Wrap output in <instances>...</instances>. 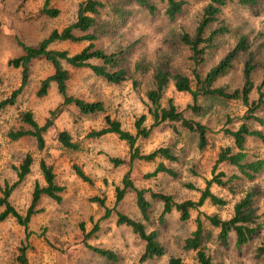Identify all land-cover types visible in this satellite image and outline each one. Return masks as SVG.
<instances>
[{
  "label": "rangeland",
  "instance_id": "obj_1",
  "mask_svg": "<svg viewBox=\"0 0 264 264\" xmlns=\"http://www.w3.org/2000/svg\"><path fill=\"white\" fill-rule=\"evenodd\" d=\"M80 1L82 0H52L50 6L57 8L59 13L56 17H46L39 12L43 0H0V100L9 96L20 83V69L7 66V60L19 53L17 39L26 44H35L53 28L61 29L68 25L75 20ZM227 1L220 16L230 32L218 37L214 46L204 55L203 62L196 69L202 76L226 54L241 34L246 36L255 58L264 59V2L257 8L250 9L240 5L237 0ZM155 2L157 10L154 14L143 8L130 6L132 14L116 34L94 41L96 47L107 52L128 47L126 67L130 76L127 80L111 84L94 75L88 68H72L64 63L69 75V94L86 101H101L104 113L82 115L75 107L69 106L68 110L55 119L54 126L44 133L45 146L42 150L37 149L34 138L30 136L10 140L8 131L22 125L19 120L21 111H31L35 120L42 124L49 110L60 102L54 85L50 86L45 96L36 95L40 81L53 72L50 63L44 59L32 62L28 85L12 106L0 110V187L16 180L14 167L18 166L25 154L29 153L33 159L30 173L10 194L9 201L14 208L24 214L31 202L35 182L44 184L39 169L41 159L52 167L55 181L64 188L59 203L47 196L41 197L36 206L40 211L31 217L28 233L12 217L0 221V264H21L18 259L21 248H25L27 264H168L170 257H180L187 264H197L195 252L185 251L183 242L195 229L198 213L228 218L232 214L234 202L248 190L259 192L256 201L260 214L257 219L258 234L240 248L234 245L232 234L226 245L211 239L207 244V251L212 264H264L263 256L257 254V247L264 239V216L261 214L264 209V170L254 181L235 180L225 187L212 184L210 190L224 198L226 204L217 206L205 202L197 210L190 211V217L186 221H181L179 213L173 210L163 222H159L162 202L152 198L149 192L171 194L175 201L198 199L200 192L196 188L203 189L205 181L212 177L219 148L233 144L224 129H236L240 123L246 122L253 129L264 130V125L244 118L246 108L240 100L199 97L198 102L203 109L194 113L188 108L192 104L191 95L176 90L172 81L168 83L161 96L162 106H167L168 100L172 99L184 116L208 127V144L203 149L198 148L195 133L172 122L154 127L147 139L139 141L143 153L160 146L170 147L178 159L176 162L163 161L176 171V176L159 173L151 178H143V174L154 169L158 159L149 163H130L128 146L116 135L86 137L89 130L99 129L104 125V114L119 120L122 127L131 132L134 131L135 119L141 114L146 115L144 123L147 126L151 124L146 92L151 88L152 69L160 60L166 61L171 70H178L193 78L194 63L190 51L187 46L177 42L176 34L183 31L193 33L208 0H188L183 11L173 21L168 20L164 14L166 3L162 0ZM87 44V41H64L51 44V48L65 49L73 54ZM244 59V55L238 56L232 67L214 81V86H223L229 90L240 87ZM136 63L147 65L148 70L134 71ZM260 79L261 71L255 72L254 84L258 85ZM257 96L254 89L250 99L255 100ZM257 115L264 117V109L258 111ZM61 130L67 131L73 141L79 142V150H68L58 142L56 134ZM246 144L249 155L264 158L263 148L257 139L250 137ZM112 157L123 159L124 162L115 166L110 161ZM74 165L79 166L92 179V184L82 181L74 173ZM128 170L132 174L134 185L149 190L145 196L151 205V216L144 224L147 230H157L158 239L164 247L163 256L143 262L139 258L144 242L129 227L118 225L112 210L115 205L114 189L121 184V178ZM218 171L230 175L234 168L222 163L218 165L216 172ZM187 184L195 188H189ZM94 196L102 197L105 206L111 209L108 217L103 218L104 207L91 201ZM116 209L141 220L131 191L124 195ZM216 232L214 230L213 235ZM86 243L111 249L115 252L116 259L108 260L97 255L86 247Z\"/></svg>",
  "mask_w": 264,
  "mask_h": 264
},
{
  "label": "trees",
  "instance_id": "obj_2",
  "mask_svg": "<svg viewBox=\"0 0 264 264\" xmlns=\"http://www.w3.org/2000/svg\"><path fill=\"white\" fill-rule=\"evenodd\" d=\"M26 0H21L24 2ZM52 0H43L40 13L46 17H56L59 13L57 8L51 7ZM166 3L164 14L167 19L173 21L183 11L184 5L188 0H162ZM227 0H208L203 6L200 19L194 28L192 34L183 31L176 34L178 43L187 46L190 51V57L193 60L194 67L192 69L193 78L178 70H171L168 63L164 60L157 62L152 69V84L146 92L148 100V113L152 122L147 126L144 122L146 115L141 114L133 123L134 131L131 132L122 127L121 122L112 118L108 114H104V125L99 129H91L86 133L88 138H99L106 134H114L128 146L129 162L143 161L155 162L156 166L151 172L143 174V178H151L159 173L170 176H176L177 173L171 167L165 165L162 160L176 162L178 157L168 146H160L148 153H143L139 141L147 139L151 130L163 123H178L189 132L197 135L199 149H203L208 144L207 132L208 127L191 118L184 116L172 99L168 100L167 106H162L161 96L172 81L174 87L178 91L188 92L192 97V104L188 108L199 113L203 107L199 104V97H215L222 100H240L245 106V119H251L264 125V117L257 115L258 111L264 109V59L255 58L245 35H239L234 45L220 58L215 65L210 67L202 76L197 72V67L204 60L206 52L214 46L215 40L230 32V28L221 19L222 7L227 4ZM237 2L250 9L260 6L264 0H237ZM130 6H137L154 14L157 10L155 0H82L78 3L77 14L74 21L61 29L53 28L48 34L37 41L35 44H26L17 39V45L21 49V54L11 57L7 60V66L20 69L19 86L11 91L10 95L0 100V110L7 106H12L18 95L29 83L30 66L36 59H44L53 68V72L40 81L36 91L38 97L45 96L53 83L56 91L60 96V102L51 110L42 124H39L33 113L24 110L19 113V120L22 123L16 129H10L7 136L10 140H17L22 137L30 136L35 140L38 150H42L45 146L44 133L54 126L55 119L69 106L75 107L82 115H91L96 113H104V105L101 101H86L76 97L68 92V70L64 67V63L72 68H88L94 75L103 78L111 84H119L127 80L130 76L129 69L126 67L127 49L121 48L110 52L96 47L94 41L100 37H111L125 24L129 15L132 14ZM75 32L83 34L77 35ZM63 41L82 42L87 41L88 44L76 53L70 54L65 49L51 48V44ZM244 55L245 59L242 66L243 81L240 87L229 90L223 86H214V81L225 74L233 65L238 56ZM97 61V63H94ZM146 72L147 65L136 63L134 71ZM261 71V79L258 85L254 84L253 75L255 72ZM135 84V81L132 82ZM257 92L255 100L250 99L253 90ZM224 133L232 140V146L220 147L212 168V177L205 181L203 189L196 188L200 195L197 200L184 199L175 201L171 194L149 191L144 188L137 187L133 183L130 170L126 171L122 178L121 184L114 189L115 205L112 208L116 215V223L124 225L144 242L143 252L139 261L143 262L148 259L161 257L164 254V247L158 239L157 230H147L144 221H149L151 216V205L146 198V192H150L152 198L162 202V210L159 214V222H163L168 214L173 210L179 213L181 221H186L190 217V211L197 210L205 202L212 205L223 206L226 200L214 194L210 187L216 184L225 187L235 180L244 179L246 181H254L258 175L264 170V158L256 155H249L247 150V139H257L264 151V130L253 129L248 123L242 122L236 129L225 128ZM58 142L66 149L77 151L80 144L73 141L71 135L65 131H58L56 134ZM110 161L115 165H120L123 159L112 157ZM33 159L27 153L22 158L18 166L14 167L16 172V180L11 184L5 183L0 187V221L7 217H12L21 225L25 232L28 233V224L33 215L38 213L40 209L36 208L42 196H47L56 202H61V192L63 186L55 181V173L50 165L43 159L39 161V169L42 174L44 184L40 185L35 182L31 193V202L24 214L18 212L10 203L9 197L14 188L20 184L24 178L30 173ZM226 164L234 168V172L226 175L224 171L216 172L218 165ZM74 173L84 182L92 184V179L77 165L73 166ZM189 188H195L187 184ZM133 192L135 204L141 216V220L135 219L122 213L116 209L117 204L121 202L127 192ZM259 192L255 190L246 191L233 204L232 214L228 218H221L217 214H205L199 212L195 218V229L188 237L184 239L183 249L185 251L195 252V260L197 264H212L211 256L207 251V244L212 240H218L221 244L226 245L231 234L234 238V245L238 248L249 243L257 234L259 225L257 219L260 214L257 210L256 201ZM91 201L96 202L99 206L105 208L103 218L110 215L111 209L105 206L102 197L94 196ZM264 216V209L261 213ZM202 215V217H201ZM96 227L93 228L95 230ZM88 233V236L93 232ZM217 232L213 235V231ZM86 247L97 255L108 259L115 260L116 254L111 249L92 246L86 243ZM258 256H263L264 260V239L257 247ZM18 259L21 264H27L25 258V248H21ZM168 264H187L180 257H170Z\"/></svg>",
  "mask_w": 264,
  "mask_h": 264
},
{
  "label": "crops",
  "instance_id": "obj_3",
  "mask_svg": "<svg viewBox=\"0 0 264 264\" xmlns=\"http://www.w3.org/2000/svg\"><path fill=\"white\" fill-rule=\"evenodd\" d=\"M63 42H64V41H63ZM57 43H58V42H57ZM20 54H21V49H20V47H19V53H18V55H20ZM18 55H17V56H18ZM14 69H15V68H14ZM52 85H54V84L52 83L51 86H52ZM54 86H55V85H54ZM52 109H53V108H52ZM50 110H51V109H50ZM48 113H49V112H48ZM162 161H163V160H162ZM163 163H164V161H163Z\"/></svg>",
  "mask_w": 264,
  "mask_h": 264
}]
</instances>
